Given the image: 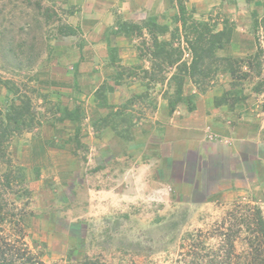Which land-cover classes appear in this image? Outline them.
I'll list each match as a JSON object with an SVG mask.
<instances>
[{
  "label": "rangeland",
  "instance_id": "obj_1",
  "mask_svg": "<svg viewBox=\"0 0 264 264\" xmlns=\"http://www.w3.org/2000/svg\"><path fill=\"white\" fill-rule=\"evenodd\" d=\"M71 1L0 0V86L6 91L4 98H0V107L7 97L3 84L8 83L31 96L35 110L50 118L39 129L15 136L9 148L14 162L11 169L16 171L17 166L22 167L25 177L23 186L14 185L5 194L9 219L14 221V217L18 219L24 212L26 217L22 232L32 252L47 264L64 261L69 253L79 259L86 256L100 257L106 264H170L169 259L175 257L179 243L168 244L170 257L167 258L162 252L163 244L157 242L162 236L169 234L181 237L197 230L214 233L213 228L223 219H227L226 225L229 226L234 217L238 218L243 213L239 209L243 207L259 208L264 216V190L257 194L248 191L229 198L195 197L191 196L188 189L177 188L168 181L162 168L158 174L164 177L156 179L150 174L147 178L148 187L143 194H137L135 185L130 180L122 179V158L116 160L106 153L95 156L89 149V143L81 140V136L88 133V126H91L85 113L79 125L67 121L50 126L55 120L54 115L47 114L49 109L53 111L56 106L73 109L80 106L78 102H81L70 101L67 94L50 88V82L56 74L74 75L70 66L65 67L66 59L71 55L72 48L81 46L83 40L80 28L71 24V17L76 11V5ZM68 27H73L76 34H67ZM259 38L263 41L261 68L252 72L247 79L239 80L237 74L235 81L230 74L223 72L226 65H218L220 71L206 85L207 88L219 85L224 90L222 95L230 91L237 93L238 98L245 97L246 101L238 103L240 105L255 96L253 100L257 103L256 108L263 111L264 32ZM175 45L184 51V60L190 62L191 56L186 51L181 35H177ZM139 50L141 55L146 51L143 41L140 42ZM247 68L244 64L243 71H248ZM260 84L262 89L258 93ZM74 94L72 97L75 100ZM166 95L170 96V93L166 92L164 98H168ZM150 97L134 103L135 110L130 111L132 121L140 122L153 116L158 95L151 92ZM232 103L229 101L226 106L234 109L236 105ZM95 123H90L92 133L97 132ZM79 129L80 141L77 142ZM36 138H43L46 146L53 150H61L67 144L74 156V167H63L60 164L63 159L59 157L54 158L55 161L50 158L46 162L35 163L26 149ZM147 154L150 156L152 151L148 150ZM149 160L154 161L155 157ZM9 169V166L0 162L1 195L4 194L1 192L3 176ZM25 188L29 191L28 196L20 198L21 190ZM153 189L161 190L159 202L152 199ZM231 213L234 216L229 217ZM174 215L180 220L185 216L183 226L175 232L162 231L159 228L161 224L172 220ZM0 233L2 237H14L17 228L6 222L0 227ZM214 237L210 240L211 246L218 244L219 236ZM117 238L143 240L144 252L154 254L146 259L134 256L125 249H117Z\"/></svg>",
  "mask_w": 264,
  "mask_h": 264
},
{
  "label": "crops",
  "instance_id": "obj_2",
  "mask_svg": "<svg viewBox=\"0 0 264 264\" xmlns=\"http://www.w3.org/2000/svg\"><path fill=\"white\" fill-rule=\"evenodd\" d=\"M71 2L76 5L71 24L80 28L83 40L81 46L72 48L66 59L65 67L70 66L74 75L56 74L50 88L67 94L70 101H81L77 102L91 126V121L106 117L133 96H141L148 90L142 74L150 72L152 65L147 56L140 54L139 45L145 40L150 42V38L118 32L124 23L140 24L149 18H157L172 32L180 28L173 19L179 14V3L182 2L196 20L212 21L217 31H222L225 25L233 29L232 40L219 50V57L245 59L254 55L259 46L263 47L259 35L264 32V0ZM171 32L163 38L170 40ZM103 85L108 88L106 102H100L96 97ZM223 91L217 85L199 92L186 79L184 96H193V101L179 104L171 113L169 100L164 95L166 92L171 95L173 91L157 85L150 91L158 95L155 113L137 123L128 141L109 128L92 133L91 126L81 140L89 143L95 156L106 153L116 160L122 158L123 170L142 161H151L152 176L157 179L163 169L168 181L177 188L188 189L191 196L229 198L248 191L257 194L264 190V110L256 108L255 96L245 104H237L234 109L217 106L215 99L221 97ZM5 95V89L0 86V98ZM69 148L66 144L61 150H53L46 146L43 138H36L26 150L35 163L59 157L63 159L60 162L63 167L72 168L74 156ZM148 150L152 151L150 156ZM151 157L155 160H149Z\"/></svg>",
  "mask_w": 264,
  "mask_h": 264
},
{
  "label": "trees",
  "instance_id": "obj_3",
  "mask_svg": "<svg viewBox=\"0 0 264 264\" xmlns=\"http://www.w3.org/2000/svg\"><path fill=\"white\" fill-rule=\"evenodd\" d=\"M180 28L170 31L166 25H161L157 18H149L140 24L124 23L118 28V32L131 34L135 37L144 38L147 35L150 42H143L146 51L143 56H147L151 61V71H144L142 78L146 81L147 92L141 96H134L127 104L122 105L116 110L96 121L94 126L97 130L111 129L115 134L128 141L133 128L137 125V121H132L133 117L128 110L138 100L151 98V90L157 85H165L169 89H173V95L167 96L169 107L173 113L179 104L189 103L193 101V96H184V86L186 79L199 90L206 92L207 81H210L218 71L217 66H225L223 72L232 76L236 81L239 74V80L247 79L252 72L261 68L260 57L262 47L259 46L258 51L245 59L238 58H221L218 56L219 50L232 40L233 29L225 25L222 31H217L216 24L212 21L196 20L182 4L179 3V14L173 19ZM73 27H68L67 34H76ZM171 32L170 40H165L167 34ZM177 35L183 37L186 45V51L190 53L191 60H184V51L175 45ZM247 65L248 71H243V65ZM173 70L172 74L171 71ZM121 72H119L120 75ZM171 74V75H170ZM119 80V79H118ZM7 90L6 101L0 107V162L6 164L10 169L3 176V185L0 194L2 204H0V227L6 222L13 224L17 228L14 237L0 235V264H47L39 259L29 248L24 238L22 230L25 222L23 215L14 221L9 219L8 207L5 194L8 190H12L14 185L23 186L25 184L24 169L17 166L13 171V160L9 153L12 139L23 132H32L42 127L50 118L42 112L35 110L33 99L27 93H23L16 85L10 86L6 83ZM235 84H233L234 86ZM236 86V85H235ZM262 85H259L258 93L261 92ZM108 88L103 85L97 92V99L100 102H106V93ZM237 93L226 92L221 97L215 99L217 106L237 105L246 101L245 97H237ZM52 105V104H50ZM57 107V106H56ZM49 109L47 114L54 115V120L50 126H56L64 122H71L79 125L84 120V112L79 106L73 109L65 106ZM131 111V110H130ZM52 118V119H53ZM80 129L76 135L77 142L80 141ZM128 138V139H127ZM28 189H22L20 198L28 196ZM239 208V207H238ZM243 213L237 218L234 217L226 225L227 219H223L213 228L214 233L217 232V245L211 246L210 240L215 239L214 233L197 230L187 233L181 237L169 234L162 236L157 242L162 243L167 258L170 257L169 245L178 242L175 257L169 259L170 264H264V216L262 211L256 207L240 208ZM238 213V212H237ZM245 213V214H244ZM178 215V214H177ZM234 216L233 213L229 217ZM185 219V216H184ZM184 219H176V215L172 220L161 224L159 227L162 231L170 230L175 232L180 226H183ZM9 220V221H8ZM160 231V230H159ZM1 234V233H0ZM117 249H125L134 256H143L150 259L154 253L144 252L143 245L145 242L137 238H117ZM150 242V241H148ZM147 244V243H146ZM169 244V245H168ZM239 245V246H238ZM168 261V260H166ZM56 264H106L100 257H84L77 258L73 253H69L67 259ZM155 264V263H152Z\"/></svg>",
  "mask_w": 264,
  "mask_h": 264
},
{
  "label": "clouds",
  "instance_id": "obj_4",
  "mask_svg": "<svg viewBox=\"0 0 264 264\" xmlns=\"http://www.w3.org/2000/svg\"><path fill=\"white\" fill-rule=\"evenodd\" d=\"M153 164L151 161L139 162L134 167L125 169L122 175V179L125 181L130 180L135 185L137 194H143L148 187V176L151 173ZM160 189L152 190V199L155 202H159ZM148 202V201H146Z\"/></svg>",
  "mask_w": 264,
  "mask_h": 264
}]
</instances>
